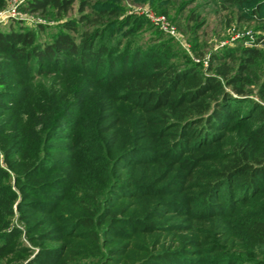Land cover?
<instances>
[{
    "label": "trees",
    "instance_id": "16d2710c",
    "mask_svg": "<svg viewBox=\"0 0 264 264\" xmlns=\"http://www.w3.org/2000/svg\"><path fill=\"white\" fill-rule=\"evenodd\" d=\"M118 1L26 0L78 7L51 40L0 29V260L264 264V50L174 61ZM215 2L264 18V0Z\"/></svg>",
    "mask_w": 264,
    "mask_h": 264
},
{
    "label": "rangeland",
    "instance_id": "374dc122",
    "mask_svg": "<svg viewBox=\"0 0 264 264\" xmlns=\"http://www.w3.org/2000/svg\"><path fill=\"white\" fill-rule=\"evenodd\" d=\"M25 1L7 0L6 7L0 11L2 31H7L12 25L16 28L22 25L33 30L40 29L39 38L51 40L59 26L70 19L76 20L80 15L76 6L63 18L42 17L21 10ZM112 8L120 9L121 12L118 14L120 19L134 15L149 21V25L141 33L140 41L155 40L156 45L166 43L174 55L180 56V60L174 61L189 60L201 63L203 70L208 67L213 53L227 47L236 49L254 47L264 50V18L258 21L248 16L250 12L243 16V13L241 15L234 8L225 10L221 3H216L215 0H119ZM14 11L16 17L10 16ZM41 25L44 27L42 31L39 27ZM172 32L174 34H171ZM40 84L43 89L45 85L50 84L49 78L41 79ZM10 116L11 114L5 119H9ZM72 116L75 117V114ZM60 133L68 132L62 129ZM61 143L67 144L63 140ZM15 225L23 230V225L17 221ZM21 241L26 246L31 245L25 234L21 236ZM0 264L13 263L0 260Z\"/></svg>",
    "mask_w": 264,
    "mask_h": 264
},
{
    "label": "built area",
    "instance_id": "2783aa9c",
    "mask_svg": "<svg viewBox=\"0 0 264 264\" xmlns=\"http://www.w3.org/2000/svg\"><path fill=\"white\" fill-rule=\"evenodd\" d=\"M10 16H12V17H16V14H15V11L12 13V15H10ZM174 31V30H173ZM174 33H175V31H174ZM173 32L171 33V34H174Z\"/></svg>",
    "mask_w": 264,
    "mask_h": 264
}]
</instances>
